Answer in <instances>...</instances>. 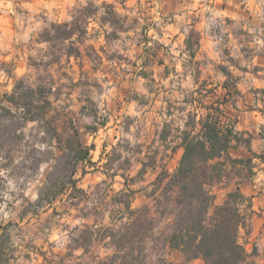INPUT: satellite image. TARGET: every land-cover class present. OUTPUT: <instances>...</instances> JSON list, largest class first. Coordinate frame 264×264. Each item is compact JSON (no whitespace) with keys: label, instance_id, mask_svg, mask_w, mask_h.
<instances>
[{"label":"clouds","instance_id":"9594fccd","mask_svg":"<svg viewBox=\"0 0 264 264\" xmlns=\"http://www.w3.org/2000/svg\"><path fill=\"white\" fill-rule=\"evenodd\" d=\"M0 264H264V0H0Z\"/></svg>","mask_w":264,"mask_h":264}]
</instances>
